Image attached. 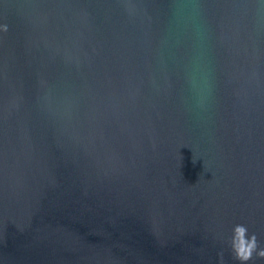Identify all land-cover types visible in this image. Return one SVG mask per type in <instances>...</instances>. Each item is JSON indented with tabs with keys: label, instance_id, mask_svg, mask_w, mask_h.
<instances>
[{
	"label": "water",
	"instance_id": "obj_1",
	"mask_svg": "<svg viewBox=\"0 0 264 264\" xmlns=\"http://www.w3.org/2000/svg\"><path fill=\"white\" fill-rule=\"evenodd\" d=\"M236 225L264 249V0H0V264H241Z\"/></svg>",
	"mask_w": 264,
	"mask_h": 264
},
{
	"label": "clouds",
	"instance_id": "obj_2",
	"mask_svg": "<svg viewBox=\"0 0 264 264\" xmlns=\"http://www.w3.org/2000/svg\"><path fill=\"white\" fill-rule=\"evenodd\" d=\"M230 247L235 258L241 264H245V262L252 259L254 252L257 256L264 257V249L258 247L256 235L254 233L249 235L248 229L244 225H236L234 227ZM219 255L222 257L223 253Z\"/></svg>",
	"mask_w": 264,
	"mask_h": 264
}]
</instances>
